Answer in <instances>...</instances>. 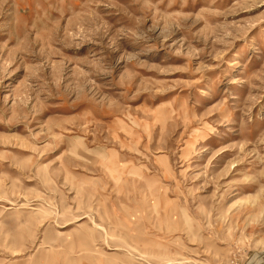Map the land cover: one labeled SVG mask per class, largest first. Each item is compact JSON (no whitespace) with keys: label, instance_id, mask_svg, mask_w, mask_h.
<instances>
[{"label":"rangeland","instance_id":"1","mask_svg":"<svg viewBox=\"0 0 264 264\" xmlns=\"http://www.w3.org/2000/svg\"><path fill=\"white\" fill-rule=\"evenodd\" d=\"M0 264H264V0H0Z\"/></svg>","mask_w":264,"mask_h":264}]
</instances>
